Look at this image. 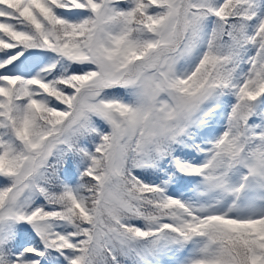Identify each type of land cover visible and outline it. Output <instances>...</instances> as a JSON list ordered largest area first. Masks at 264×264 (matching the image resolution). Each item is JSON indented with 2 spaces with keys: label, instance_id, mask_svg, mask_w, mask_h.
<instances>
[{
  "label": "snow or ice",
  "instance_id": "obj_1",
  "mask_svg": "<svg viewBox=\"0 0 264 264\" xmlns=\"http://www.w3.org/2000/svg\"><path fill=\"white\" fill-rule=\"evenodd\" d=\"M0 264H264V0H0Z\"/></svg>",
  "mask_w": 264,
  "mask_h": 264
}]
</instances>
